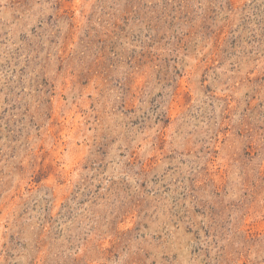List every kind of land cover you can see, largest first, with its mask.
Instances as JSON below:
<instances>
[{"label":"rangeland","instance_id":"rangeland-1","mask_svg":"<svg viewBox=\"0 0 264 264\" xmlns=\"http://www.w3.org/2000/svg\"><path fill=\"white\" fill-rule=\"evenodd\" d=\"M0 264H264V0H0Z\"/></svg>","mask_w":264,"mask_h":264}]
</instances>
